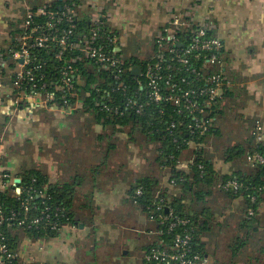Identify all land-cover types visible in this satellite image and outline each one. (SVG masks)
Returning <instances> with one entry per match:
<instances>
[{"label": "crops", "instance_id": "0c3cea01", "mask_svg": "<svg viewBox=\"0 0 264 264\" xmlns=\"http://www.w3.org/2000/svg\"><path fill=\"white\" fill-rule=\"evenodd\" d=\"M64 1L0 0V54L14 42L26 8ZM79 3L81 15L89 17L99 9L109 15L108 26L119 35L126 60L148 57L153 36L177 14H190L197 22L210 20L212 30L226 47L233 83L232 95L224 99L217 119L219 133L210 141L226 139L227 131L239 130V123L250 125V136L257 122L264 124V0H201L199 6L195 0ZM131 46L138 52L135 56L128 51ZM14 96L8 78L1 74L0 172L9 175L7 185L17 191L30 170L42 173L49 185H68L72 189L69 197L73 216V223L51 236L13 231L18 261L146 264L147 249L159 241V224L134 202L130 193L144 177L157 179L160 190L168 188L162 169H156V144L147 143L130 127L97 121L85 103L69 116L29 105L16 106ZM130 133L135 134L133 138ZM190 151L181 157L183 163L192 158ZM209 158L221 176L252 168L246 161L225 162L214 151ZM134 161L138 163L133 165ZM186 203L199 225L209 224L199 237L206 252L205 264H264V203L250 223L244 218L245 200L232 199L219 189L203 202L189 193Z\"/></svg>", "mask_w": 264, "mask_h": 264}, {"label": "trees", "instance_id": "16d2710c", "mask_svg": "<svg viewBox=\"0 0 264 264\" xmlns=\"http://www.w3.org/2000/svg\"><path fill=\"white\" fill-rule=\"evenodd\" d=\"M66 5L77 6L76 8L78 9L77 11L79 12V16L76 20V35L80 36L87 34L89 30V17L80 14V10L78 8L80 5L79 0H67L60 2V4L59 2H56L54 4H45L42 6H46L50 10L58 12L61 7ZM42 6L33 8L30 7L29 10L35 11ZM171 20H169L163 28H165ZM24 21L25 19L22 20L21 26ZM42 22L44 23L45 20L36 17L33 20V25L36 26L35 23ZM107 27L111 30L109 26ZM163 28L161 30H163ZM23 30L24 29L20 28L17 32H15V39L23 33ZM179 32V37L182 40L183 46H180L179 44H176L175 46L169 45L168 50L174 48L179 52H184L192 44L190 32ZM157 33L153 36L152 49L148 57L141 59L139 57H133L126 60L124 52L121 50L120 54L123 55L126 60V64L123 68L127 70V72L123 75L125 80L124 91L122 88L118 89V86H111V84L114 83L112 72L98 69L96 67L90 69L85 67L84 63L74 64L77 77L76 86L83 91V94L81 92V97L85 106L93 113L97 121L103 122V124H117L121 128L130 127L133 133L141 134L147 143L159 145L157 148L158 155L156 160L161 168H168L165 170L170 174L168 183L170 185L171 181H174L173 187L160 190L157 187L159 183L157 179L144 177L137 182V185L131 190L130 195L136 199L137 204L141 206L146 213H148L150 209L155 208L159 199L163 200L162 204L166 207V209L167 207L173 209L175 216L188 220L189 224L186 227L178 226L172 230L169 228V223L166 222L162 225L160 224L159 229L162 230L163 234L159 236V241L148 248L147 251H149L152 247H159L162 249L166 248L169 251H174L173 247L176 235L182 233L185 228H189L193 229L192 250L195 254H198L202 259H204L206 252L199 237L203 231L208 229L209 224L208 222H205L203 225H199L197 218L191 214L192 212L190 210H188L186 203L188 194L190 193L193 197L195 196L196 201L203 202L205 201L207 195L211 194L213 190L218 189V185L221 182L237 180L243 185L241 190L238 192L231 191L223 193L227 194L228 197L232 199H244L246 202V211H248L249 208H252L255 211L254 215H248L249 218L245 221L248 223L254 222L256 216L261 212V206L264 203V164L254 166L249 164L250 167H252L249 170L235 171L231 174L221 176L215 169V163L207 154H205V148L210 140V137L219 133L216 128L217 119L222 113V103L224 99L232 95L231 87L224 91L222 97L215 100L211 109H207L209 111L207 119H213V123L205 134H200L199 132L192 134L190 132L189 125L194 122L192 118L193 115H191L188 111L179 113V110L183 108L184 103L180 106H176L169 102H161L158 104L151 100L148 78L146 75L149 66H155L159 63L162 66V70L165 75L172 72L176 75L178 74L176 79V82L178 83L181 82L182 78L190 79L194 89L204 88L205 79L210 73L209 72L206 75L203 71V73L198 75V77H190V73H188L184 67H181L182 65L172 62L171 57L173 54L169 51L165 53V58L163 60H159L157 58L159 53L156 39ZM115 34L117 33L115 32ZM117 36L119 37L118 34ZM212 37H217L214 30L208 31L205 38ZM221 43L223 47L217 52V55L222 63V67L219 66V68L220 71L226 73L227 77L231 79V75L229 74V70L227 68V50L224 43ZM16 47L17 41L14 40V42L9 44L8 48L1 52L0 75L2 74L7 77L8 72L6 69L13 68V53L11 49ZM55 52L56 47L54 44L49 49H36L33 51L38 61L44 60L46 62V66L43 71L46 73L45 81L49 84L57 81L63 61L69 60L75 55L74 52H69L64 56L63 61H58L55 58ZM197 56L198 58H196ZM190 57L192 60V66L196 67L199 72L202 71V67L205 62L202 60L204 53H201L198 50H193L190 53ZM2 60L6 61L7 67H2ZM133 64L141 67L140 76L132 74L130 67H132ZM173 69L175 70L173 71ZM79 79L81 81L80 85L78 84ZM13 80L14 75L12 76V79H8L10 84ZM180 84L182 86V90H187L184 83ZM98 89L101 90V93H98ZM48 90L53 91L54 89L52 87H48ZM56 96L59 101H61V93L56 94ZM101 97H103V99ZM127 98H132L137 101L139 105H141L140 114H138L135 109L125 108ZM205 98L206 96H203V98L199 97L197 100L202 104ZM96 100L101 101V104L105 105L107 109L99 110L96 108ZM116 106L123 108L121 114H117L115 112ZM173 124L174 126H172ZM247 144V147L240 145L228 148L225 152V162L232 163L234 160L241 158L246 159L247 161L248 155L254 152H258L264 156V141L257 143L251 135L250 139L247 140ZM189 150H191L190 152H192V155L194 156L193 162L189 164L188 170L178 169L179 160H181L183 154ZM170 157H173V159ZM200 165L204 167V170L199 169ZM201 186L204 187L202 191L207 192L202 193L199 189ZM19 187L21 188V194H17L15 192V188L11 187L9 184L7 185V190L0 193V203L3 206L6 218H9L12 213L16 214L15 219L9 220L3 226V232L6 234L8 245L13 252H16V244L13 238V231L15 230H24L36 237H42L46 234L51 236L57 233L52 232L49 229H45L44 227H40L39 229H29L19 226V221L25 218L24 209L22 208L23 199L29 198L30 194L33 193V190H35V195L32 202L33 206L36 208L28 213L30 219L41 214L45 209V206H51L52 209L62 207L68 213L69 223H73V216L70 211L72 203L69 197L71 196L72 189L68 185H64L62 187L49 185L42 173L36 170H30L24 174L22 183ZM138 189H141L142 194L137 197L135 196V192ZM41 192L43 195L40 197L37 194H40ZM252 196L257 197L256 203L251 202ZM166 209L164 208L163 211H161V214L164 216L168 215ZM246 214H248V212H246ZM63 223H66V220ZM145 262L146 264H154L152 262H148L146 259Z\"/></svg>", "mask_w": 264, "mask_h": 264}, {"label": "built area", "instance_id": "2783aa9c", "mask_svg": "<svg viewBox=\"0 0 264 264\" xmlns=\"http://www.w3.org/2000/svg\"><path fill=\"white\" fill-rule=\"evenodd\" d=\"M200 4L201 0H195L196 6ZM76 7V5H66L56 12L46 6H42L35 11H27L25 21L21 26L24 29L23 33L15 39L17 47L11 49L13 53L12 64L14 66L11 69H6L8 79H12L14 75L11 85L15 93L14 102L16 106L29 105L41 110L59 111L69 116L77 113L81 104L84 103L81 97V92L83 94V91L76 86L77 77L74 64L78 63H84L85 67L90 69L96 67L112 72L114 83L111 86H118V89H124L125 80L123 75L127 70L123 66L126 64V60L120 54L122 50L120 38L107 27L110 20L109 15L101 9L97 13H93L89 16L87 34L79 36L76 35V20L79 16ZM36 17L42 18L45 22L35 23L36 26H34L33 20ZM179 31L190 32L192 44L184 52H179L174 48L168 50L169 45L175 46L179 44L183 46ZM208 31H212L210 20L197 22L190 14H177L156 35L159 49L157 58L159 60H163L165 53L169 51L173 54L171 57L172 62L182 65L181 67H184L190 73V77H198L203 71L206 75L210 72L205 79L204 88L194 89L190 79L182 78L180 83H184L187 87V90H182L181 84L176 82L178 74L176 75L172 72L165 75L159 63L155 66H149L146 72L151 100L158 104L169 102L176 106L184 103L179 113L188 111L193 115L194 122L189 125L192 134L198 132L205 134L210 129L213 119H207L209 114L207 109H211L215 100L222 97L224 91L233 85L232 80L219 68V66L222 67V63L217 52L223 47L222 41L219 37L205 38ZM53 44L56 47L55 58L58 61H63L64 56L69 52H74L75 55L71 59L63 61L57 81L49 84L45 81L46 73L43 71L46 62L44 60L38 61L33 51L36 49H49ZM193 50L204 53L202 60L205 62L200 72L196 67L192 66L190 53ZM1 64L2 67H7L6 61L2 60ZM132 69L133 66L130 67L131 71ZM78 84H81L80 79ZM48 87H52L54 90L50 91ZM58 93H61V101L56 96ZM98 93H101V90L98 89ZM203 96H206V98L201 104L197 99L199 97L203 98ZM101 98L103 99V97ZM101 103V101L96 100L95 107L99 110L107 109ZM125 108L135 109L138 114L141 113V105L132 98H127ZM122 109L120 106H116L115 112L121 114ZM252 137L257 143L264 141V124L256 123L252 130ZM193 157L188 163H183L182 160H179L178 169L188 170L189 164L193 162ZM170 158L173 159V157ZM247 159L251 166L264 164V156L258 152L249 154ZM167 169L165 168V170ZM199 169L204 170V167L200 165ZM8 179V174L0 172V193L6 188ZM172 184L174 185V181ZM242 186L237 180H230L221 182L218 185V189L223 192H238ZM15 192L21 194V188H18V191L15 188ZM141 194V189H138L135 196L138 197ZM34 195L35 190H33L29 198L23 199L22 208L24 209L25 218L19 221V226L29 229L44 227L52 232H59L63 226L69 224L68 213L62 207L52 209L51 206H45L41 214L30 219L28 213L36 208L32 202ZM37 195L41 197L43 193L41 192ZM133 200L137 203L136 199L133 198ZM162 202L163 200L159 199L155 208L149 210L147 214L150 219L156 220L159 225L166 222L169 223L170 230L178 226L186 227L189 224L188 220L175 216L173 209L168 207L166 209ZM251 202L256 203L257 197L252 196ZM164 208L168 210V215L164 216L161 214ZM247 212L249 216H253L255 211L249 208ZM15 218V213L6 218L3 206L0 203V264H21L18 261L17 253L10 249L7 236L3 232V226L9 220ZM65 220L66 223H63ZM192 232L193 229L185 228L182 233L176 235L174 251L152 247L146 252L145 259L154 264H205V260L192 250ZM158 234L161 236L163 234L162 230L159 229Z\"/></svg>", "mask_w": 264, "mask_h": 264}, {"label": "rangeland", "instance_id": "374dc122", "mask_svg": "<svg viewBox=\"0 0 264 264\" xmlns=\"http://www.w3.org/2000/svg\"><path fill=\"white\" fill-rule=\"evenodd\" d=\"M30 9V7H28V8H26L25 9V12H24V16H23V19H25V16H26V13H27V11ZM123 45V44H122ZM145 49H147V50H149L150 49V47H144ZM143 48V49H144ZM129 51V53L130 54H132V55H136L138 52H137V50H135L134 49V47L133 46H131V50H128ZM149 52V51H148ZM148 54V53H147ZM144 55V54H143ZM133 67L134 66H139V65H136V64H133L132 65ZM140 67V66H139ZM141 68V67H140ZM232 118H234V116H232L231 118H230V120H232ZM235 120V119H234ZM238 121H240V118H239V120ZM240 125H241V127H240ZM239 127L240 128H238L239 130H236V132L234 133V130H230V131H227V138L226 139H224V140H219V139H217V140H215L214 142H211L210 140H209V143H211V145L209 144V143H207V148H206V152H205V154H207L208 156H209V154L211 153V151H214L215 152V156L217 157V158H219V159H221V160H223V161H225V159H226V150H227V148H231V147H233V146H237L236 144H239V143H243V145H241V146H245V147H247V140L248 139H250V134H249V129H250V125L247 127V124H244V126H242V124H240L239 123ZM251 130V129H250ZM128 132H130V131H128ZM130 135V138H133V136L135 135V134H132V133H130L129 134ZM142 138V137H141ZM249 142V141H248ZM213 144V145H212ZM239 146V145H238ZM159 147V145H157L156 144V156L158 155V151H157V148ZM238 161H240L241 163H243V161L245 162L246 161V159H238V160H234L233 162H238ZM133 163V165L135 164H137L138 163V161H134V162H132ZM240 163V164H241ZM246 163H248L247 161H246ZM243 164H245V163H243ZM249 164V163H248ZM156 169H158V170H160V169H162V174L161 175H165L164 177H166V179H167V187L168 188H172L173 187V184H172V182L173 181H171V184L169 185V183H168V179L170 178V174L169 173H167L166 171H165V169H163V168H161V166L158 164V163H156ZM249 166V165H248ZM245 168H247V167H245V166H243V169H245ZM165 173H167V174H165ZM171 186V187H170ZM135 195H136V192H135ZM194 206H195V203L192 205V207L194 208ZM245 212V214H244V218L245 219H247V218H249L248 217V214H246V211H244ZM264 217V216H263ZM251 226H253V223H251Z\"/></svg>", "mask_w": 264, "mask_h": 264}, {"label": "water", "instance_id": "95a60500", "mask_svg": "<svg viewBox=\"0 0 264 264\" xmlns=\"http://www.w3.org/2000/svg\"><path fill=\"white\" fill-rule=\"evenodd\" d=\"M132 74L135 75V76H139L140 67L139 66H134L133 69H132ZM18 182H20V181L18 180ZM166 212H168V210H166Z\"/></svg>", "mask_w": 264, "mask_h": 264}]
</instances>
